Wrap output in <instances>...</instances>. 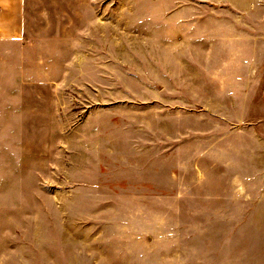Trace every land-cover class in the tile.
Listing matches in <instances>:
<instances>
[{
	"label": "rangeland",
	"instance_id": "rangeland-1",
	"mask_svg": "<svg viewBox=\"0 0 264 264\" xmlns=\"http://www.w3.org/2000/svg\"><path fill=\"white\" fill-rule=\"evenodd\" d=\"M259 1L25 0L0 264H264Z\"/></svg>",
	"mask_w": 264,
	"mask_h": 264
},
{
	"label": "crops",
	"instance_id": "crops-1",
	"mask_svg": "<svg viewBox=\"0 0 264 264\" xmlns=\"http://www.w3.org/2000/svg\"><path fill=\"white\" fill-rule=\"evenodd\" d=\"M259 0H211L237 9ZM247 10V8L245 9ZM25 0H0V117L10 134L22 132L23 47L26 34Z\"/></svg>",
	"mask_w": 264,
	"mask_h": 264
}]
</instances>
